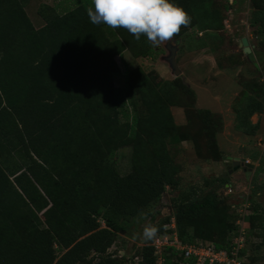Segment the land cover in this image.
<instances>
[{
  "label": "trees",
  "instance_id": "16d2710c",
  "mask_svg": "<svg viewBox=\"0 0 264 264\" xmlns=\"http://www.w3.org/2000/svg\"><path fill=\"white\" fill-rule=\"evenodd\" d=\"M28 1L0 0V264H156L151 244L170 214L155 219V234L131 261L110 250L167 190L179 193L171 206L182 240L231 249L237 214L215 192L179 191L173 147L185 139L171 108L175 92L190 88L139 68L117 87L116 58L158 55L146 36L91 23L93 0L43 4L44 25L36 28ZM174 2L191 17L176 37L213 28L210 0ZM251 101L238 114L246 132L245 118L264 109ZM124 148L131 149L127 175L117 168ZM252 204L248 231L262 226L260 205ZM241 254L250 258L248 248Z\"/></svg>",
  "mask_w": 264,
  "mask_h": 264
},
{
  "label": "rangeland",
  "instance_id": "374dc122",
  "mask_svg": "<svg viewBox=\"0 0 264 264\" xmlns=\"http://www.w3.org/2000/svg\"><path fill=\"white\" fill-rule=\"evenodd\" d=\"M210 1L214 18L209 22L213 28L205 31L196 27L170 41L159 45L152 43L158 50L154 58L135 59L129 53L116 58L121 72L115 76V84L124 87L126 71L139 68L157 72L163 81L172 82L180 78L190 88L192 92L183 88L175 92V104L171 108L185 139L175 142L173 147L176 162L181 167L179 191L215 192L235 215L247 202L251 213L252 203L260 205L262 220L258 225L262 226L249 231L247 248L250 258L247 256V261L264 264V109L245 118L251 124V131L238 128V114L249 109L251 99L264 108V2ZM63 3L66 1L29 0L27 12L36 28H41L44 22L39 16L40 6L62 7ZM243 38L250 42L251 55L243 51ZM173 49L176 50L180 76H176L169 61ZM213 139L216 146L212 144ZM117 157L120 173L129 174L132 170L131 149H121ZM236 159H240L244 166L249 161L254 167L235 170ZM227 182L226 187L231 186L235 190L229 196H226L228 189L223 186ZM178 194L167 190L158 204L118 235L111 253L117 255L122 252L131 261L140 247L147 243L145 230L152 228L160 215L173 212L171 199Z\"/></svg>",
  "mask_w": 264,
  "mask_h": 264
},
{
  "label": "clouds",
  "instance_id": "9594fccd",
  "mask_svg": "<svg viewBox=\"0 0 264 264\" xmlns=\"http://www.w3.org/2000/svg\"><path fill=\"white\" fill-rule=\"evenodd\" d=\"M87 14L93 24L124 28L135 39L143 35L154 45L172 40L181 26L191 23V17L174 0H93ZM155 232L153 227L144 234L151 237Z\"/></svg>",
  "mask_w": 264,
  "mask_h": 264
},
{
  "label": "built area",
  "instance_id": "2783aa9c",
  "mask_svg": "<svg viewBox=\"0 0 264 264\" xmlns=\"http://www.w3.org/2000/svg\"><path fill=\"white\" fill-rule=\"evenodd\" d=\"M227 189L226 196L234 194L233 187L228 186ZM245 201L247 202L246 199ZM249 208L250 204L247 202L244 208L237 210L238 231L232 235L231 249L219 248L214 242L202 239L185 242L179 235L173 212L170 213V220L164 225V234L156 237L151 244L156 264H246L247 255L242 256L241 252L247 249L249 242V226H246L247 219L252 214ZM134 259L136 262L141 260L140 257Z\"/></svg>",
  "mask_w": 264,
  "mask_h": 264
},
{
  "label": "water",
  "instance_id": "95a60500",
  "mask_svg": "<svg viewBox=\"0 0 264 264\" xmlns=\"http://www.w3.org/2000/svg\"><path fill=\"white\" fill-rule=\"evenodd\" d=\"M241 46L243 48V51L245 54L247 55H251L253 50L250 46V42L248 40V38H243L241 39ZM169 61L171 62L173 68H174V71H175V74L176 76H180L181 72L180 70L178 69V65H177V62H176V50H171V56L169 58ZM254 166L251 165V164H246L245 166L243 165L242 161H240V159H236L235 161V164H234V169L235 170H239L241 168H243L244 170H248L249 169H252Z\"/></svg>",
  "mask_w": 264,
  "mask_h": 264
}]
</instances>
